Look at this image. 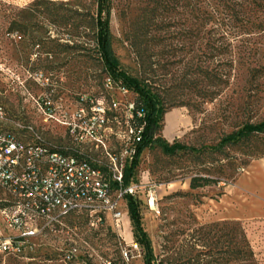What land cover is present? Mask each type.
Returning <instances> with one entry per match:
<instances>
[{
    "label": "rangeland",
    "instance_id": "rangeland-1",
    "mask_svg": "<svg viewBox=\"0 0 264 264\" xmlns=\"http://www.w3.org/2000/svg\"><path fill=\"white\" fill-rule=\"evenodd\" d=\"M95 1L0 0V105L12 119L30 123L52 143L62 141V130L43 122L37 111L41 101L73 106L80 97L98 98L107 90L108 77L97 60L93 34L85 28L95 17ZM137 2L111 0L107 17L114 57L121 70L134 78L139 77L138 66L123 33ZM240 17L243 24L249 20L248 25L260 28L249 26L244 32L220 26L226 31L224 35L235 57L229 88L203 107L200 104L170 109L163 117L160 132L165 141L176 140L198 149L203 143H215L221 133H228L240 122L264 120V6ZM185 62L171 66L163 81L167 89L179 87L178 95L188 92L180 83ZM118 86L117 83L112 86L110 95L121 99ZM126 98L134 100V94L129 92ZM114 132L122 136V127L115 126ZM107 146L109 153L119 152L114 137ZM248 146L252 157L231 151L229 155L235 158L233 165L222 174L213 171V166L208 175L202 174V157L181 154L168 158L154 146L141 153L128 187L138 203L141 225L155 264L166 257L170 264L179 261L192 264L197 252L207 251L208 245L212 248L220 233L234 234L233 223L222 220L218 200L237 175L264 152V135L252 139ZM196 176L218 178L219 183L191 190L190 179ZM3 198L0 190V199ZM116 202L121 213L117 222L109 213L102 215L99 223L83 214L69 215L55 231L40 239L25 241L14 251L0 249V264H143L125 201ZM13 235L0 222V243ZM256 259L258 264H264V258L256 256ZM204 260L211 261L207 257Z\"/></svg>",
    "mask_w": 264,
    "mask_h": 264
},
{
    "label": "trees",
    "instance_id": "trees-1",
    "mask_svg": "<svg viewBox=\"0 0 264 264\" xmlns=\"http://www.w3.org/2000/svg\"><path fill=\"white\" fill-rule=\"evenodd\" d=\"M95 3V17L85 28L93 34V47L101 69L106 77L134 94L136 107L144 113L142 137L131 163L124 169L123 186L130 184L139 156L151 146L168 158L181 154L202 157V174L206 175L212 171L213 166V171L221 174L231 167L235 160L229 155L231 151L238 150L244 156L254 155L248 145L252 139L264 135V120L257 123L240 122L228 133H221L215 143H203L198 149L176 140L169 143L160 136V132L163 117L170 109L194 108L200 104L203 107L229 88L235 57L224 35L226 31L221 30L220 26L239 28L244 32H247L249 26L260 28L259 25H248L249 20L243 24L240 15L245 16L252 9L258 11L264 6V1L138 0L134 15L123 33L138 66V78L121 70L111 49L107 18L111 0H96ZM79 46L82 48L81 43ZM183 60L186 62L180 83L188 92L178 95L179 87L167 89L163 81L170 74V67ZM262 157L264 152L255 160ZM218 183V178L196 176L190 179L189 188L194 190ZM124 201L132 236L143 255V264H155L150 242L141 225L138 203L131 194L124 195ZM229 222L231 225L233 223L234 234L230 236L229 232L220 233L212 248L208 245L207 251L197 252L192 264H218V261L221 264H258L242 224ZM205 257L211 261H205ZM164 263L170 264L167 257L157 262ZM174 264L186 263L179 261Z\"/></svg>",
    "mask_w": 264,
    "mask_h": 264
},
{
    "label": "built area",
    "instance_id": "built-area-1",
    "mask_svg": "<svg viewBox=\"0 0 264 264\" xmlns=\"http://www.w3.org/2000/svg\"><path fill=\"white\" fill-rule=\"evenodd\" d=\"M113 85L107 78L100 97H80L73 106L46 100L37 105L43 122L62 130L57 143L30 123L15 121L0 105V222L14 234L0 243L2 252L55 231L69 215L83 214L97 223L105 213L116 222L120 218L116 200L132 195L129 185L123 186V172L136 153L145 121L135 99L127 100L129 90L119 85L122 98L110 95ZM115 126L122 127V136ZM112 137L119 145L117 154L109 153Z\"/></svg>",
    "mask_w": 264,
    "mask_h": 264
},
{
    "label": "crops",
    "instance_id": "crops-1",
    "mask_svg": "<svg viewBox=\"0 0 264 264\" xmlns=\"http://www.w3.org/2000/svg\"><path fill=\"white\" fill-rule=\"evenodd\" d=\"M218 201L222 220L240 222L255 255L264 258V157L248 164Z\"/></svg>",
    "mask_w": 264,
    "mask_h": 264
}]
</instances>
